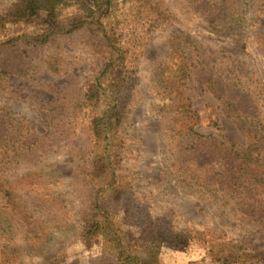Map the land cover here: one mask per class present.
Instances as JSON below:
<instances>
[{
	"label": "rangeland",
	"instance_id": "rangeland-1",
	"mask_svg": "<svg viewBox=\"0 0 264 264\" xmlns=\"http://www.w3.org/2000/svg\"><path fill=\"white\" fill-rule=\"evenodd\" d=\"M15 1L0 0V14ZM92 1L65 0L55 11L56 18L81 14L82 4ZM161 2L170 17L151 32L133 15V0H117L104 19L105 26L116 31L119 45L130 52L126 66L115 67L118 74L111 73L114 79L130 76L126 84L131 99L118 130L125 146L111 155L109 163L124 190L104 196L109 220L130 249L150 240L149 233L139 235L140 230L155 229L157 264H264V193L258 219L251 214L254 198L244 188L235 197L192 193L189 184L176 179L168 123L156 111L163 102L158 84L161 66L173 49L182 50L196 61L187 92L201 118L197 129L218 133L210 123L216 119L228 139L246 145V134L223 101L237 95L243 107L264 115V0ZM212 14L220 18L211 21ZM48 20L44 9L27 20L5 21L0 38L41 34ZM19 47L31 67L26 75H10L0 90V114L7 112L43 133L52 118L65 113L71 135L56 140L39 160L12 167L15 192L23 199L24 191L40 194L42 205L50 207L42 214L48 230L42 238L27 241L23 224L14 221L6 234L5 227L0 228V251L2 245H9L12 261L7 264H118L104 248V237L88 236L82 223L89 204L88 186L97 182L87 178L88 170L103 173L100 163L94 162L102 150L93 131L99 110L91 103L75 112L65 103L87 90L98 66L86 33L60 35L38 47L26 48L20 41ZM102 61L101 56L98 62ZM237 74L241 83L232 87ZM208 77L217 83L209 87ZM222 91L228 93L223 98ZM24 170L36 174L18 179ZM3 216L5 212L0 213L1 221Z\"/></svg>",
	"mask_w": 264,
	"mask_h": 264
},
{
	"label": "trees",
	"instance_id": "trees-1",
	"mask_svg": "<svg viewBox=\"0 0 264 264\" xmlns=\"http://www.w3.org/2000/svg\"><path fill=\"white\" fill-rule=\"evenodd\" d=\"M133 1V15L147 24V32L155 30L170 17L161 0ZM64 2L65 0H16L6 13L0 14V28L4 27L5 21L27 20L44 9L49 14L48 25L41 34L0 38V90L8 83L10 75H26L31 67L30 60L24 56L26 52L20 51V41L26 48L38 47L60 35L76 31L86 33L87 43L93 56L97 58L95 64L98 66L87 90L66 98L65 103L75 112L82 111L91 103L99 110L93 131L95 137L100 139L97 148L102 147L97 153L103 157L96 154L98 156L94 162L100 163L99 168L103 173L100 174V170H88L87 178H95L97 182L88 186L89 204L82 223L85 224L88 236L98 234L104 237V248L118 264H157L159 244L155 245L158 240L155 229L140 230L139 235L147 231L150 240L145 239L143 246L130 249L129 243L112 226L110 212L103 202L107 194L124 191L118 185L115 172L109 170V163L111 155L116 151L121 152L125 146V138L118 130L124 124L131 99L128 91L130 88L126 84L130 76L125 74L118 79L111 77V73L118 74L115 67L126 66L130 53L119 45L114 28L108 29L104 24L112 7L117 6V0H93L91 5L82 4L81 14L73 13L72 17L58 19L55 11ZM212 15L211 21L220 18L217 14ZM185 39L189 42L188 38ZM101 56L103 61L99 63ZM195 62L186 52L173 49L168 62L161 66L162 72L158 80L163 102L156 106V111L168 123L166 131L172 139L176 179L189 184L194 189L192 193L197 194L223 193L224 196L235 197L244 188L254 198L255 209L251 214L258 219L257 210L263 206L261 196L264 193V115L260 117V114L250 111V108L243 107L237 95H232L225 98L223 103L246 134V145L228 139L216 119L210 120V123L219 130L218 133L199 131L197 126L201 118L187 92V81L192 67L196 68ZM202 78L206 79L205 76ZM234 80L237 82L232 83V87L241 83L240 75L234 76ZM208 81L209 87L217 83L216 79L209 77ZM226 94L227 91H222L220 97L223 98ZM69 118L65 113H60L52 118L46 132L38 133L27 122L15 120L7 112L0 114V198L3 202L0 213L5 212L3 220H0V228L5 227V234L10 232L12 222L15 221L23 224L25 240L36 241L45 236L48 223L46 218H42V214L50 207L42 205V201L38 199L40 194L37 193L24 191L26 199L21 198L10 180L11 169L23 162L39 160L56 140L68 139L71 135ZM83 167L82 165L80 169L83 170ZM32 174L36 173L24 170L16 177L26 180ZM8 247V244H5V248L2 245L0 264L12 261Z\"/></svg>",
	"mask_w": 264,
	"mask_h": 264
}]
</instances>
